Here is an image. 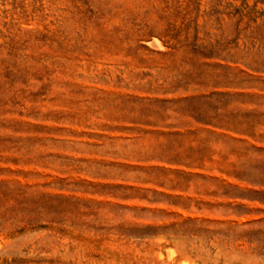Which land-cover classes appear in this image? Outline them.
<instances>
[{
	"label": "rangeland",
	"instance_id": "rangeland-1",
	"mask_svg": "<svg viewBox=\"0 0 264 264\" xmlns=\"http://www.w3.org/2000/svg\"><path fill=\"white\" fill-rule=\"evenodd\" d=\"M0 264H264V0H0Z\"/></svg>",
	"mask_w": 264,
	"mask_h": 264
}]
</instances>
